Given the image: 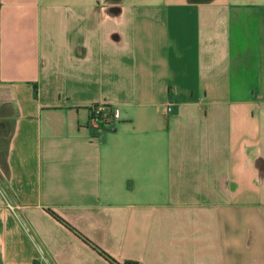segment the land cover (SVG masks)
<instances>
[{
    "label": "crops",
    "instance_id": "crops-1",
    "mask_svg": "<svg viewBox=\"0 0 264 264\" xmlns=\"http://www.w3.org/2000/svg\"><path fill=\"white\" fill-rule=\"evenodd\" d=\"M0 120V264H264V0H0Z\"/></svg>",
    "mask_w": 264,
    "mask_h": 264
},
{
    "label": "trees",
    "instance_id": "trees-1",
    "mask_svg": "<svg viewBox=\"0 0 264 264\" xmlns=\"http://www.w3.org/2000/svg\"><path fill=\"white\" fill-rule=\"evenodd\" d=\"M6 113L9 112V108H6ZM10 125L6 121L0 120V155L2 156L3 152L6 150L7 143H8V136L10 134ZM47 211L59 222L64 224L66 227L70 228L73 232H75L78 236H80L86 243L90 244V246L96 250L100 255H102L107 261H109L111 264H135L132 262H124L119 263L116 261L113 257L108 255L105 251H103L101 248H99L97 245L91 243L88 239H86L84 236H82L79 232H77L73 227H71L63 218H61L58 214H56L54 211L47 209Z\"/></svg>",
    "mask_w": 264,
    "mask_h": 264
},
{
    "label": "built area",
    "instance_id": "built-area-1",
    "mask_svg": "<svg viewBox=\"0 0 264 264\" xmlns=\"http://www.w3.org/2000/svg\"><path fill=\"white\" fill-rule=\"evenodd\" d=\"M169 110V107H167ZM89 125L96 129L109 128L110 118L105 113V107L103 105H94L90 109Z\"/></svg>",
    "mask_w": 264,
    "mask_h": 264
}]
</instances>
